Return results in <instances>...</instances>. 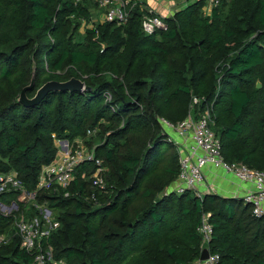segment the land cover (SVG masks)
Instances as JSON below:
<instances>
[{
    "label": "trees",
    "instance_id": "trees-1",
    "mask_svg": "<svg viewBox=\"0 0 264 264\" xmlns=\"http://www.w3.org/2000/svg\"><path fill=\"white\" fill-rule=\"evenodd\" d=\"M94 5L0 0V173L13 169L34 190L41 167L56 156L54 138H86L107 166L103 192L81 178L87 164L77 168L68 196L54 187L37 191L35 203L51 208L58 223L45 241L53 258L186 264L204 249L196 227L210 212L206 249L219 254V264H264V214L242 199L169 190L178 152L159 121L209 108L223 158L264 169V0H220L207 14L203 0H188L152 34L142 31L137 5L124 24L103 21L79 33ZM32 75L29 98L49 80L76 77L89 89L51 91L24 106L18 97ZM88 129L95 134L86 137ZM19 194L0 192V203L18 202L16 211H0V234H12L20 213L42 218ZM32 262L18 236L0 245V264Z\"/></svg>",
    "mask_w": 264,
    "mask_h": 264
},
{
    "label": "built area",
    "instance_id": "built-area-1",
    "mask_svg": "<svg viewBox=\"0 0 264 264\" xmlns=\"http://www.w3.org/2000/svg\"><path fill=\"white\" fill-rule=\"evenodd\" d=\"M80 1L74 0L75 3ZM92 1L101 9L103 21L124 24L129 19L130 11L140 5V8L144 9L141 28L145 34H152L166 27L163 17L141 4L142 0ZM171 1L174 2V5L186 0ZM203 1V10L206 13H209L212 7L218 6L220 3V0ZM104 96L105 100L111 99L109 92H106ZM198 102L199 98H192L193 104ZM159 121L163 130L175 143L178 152L179 171L169 190L181 194L187 190L201 189L206 183L211 182V179L228 175L237 185L242 186L244 202L252 206L253 213L255 215L264 214V169L252 168L243 162H229L223 158L220 141L210 127L211 112L209 108L196 115L189 112L184 119L177 123H171L164 118ZM95 132L96 129H88L86 137L95 134ZM82 139L66 140L64 144L57 147L54 159L41 167L34 190L29 191L23 188L15 170L10 169L0 173V192L11 188L19 190V201L33 204L42 210L41 205L43 204L39 206L35 203L37 191L54 187V189H62L63 196H68L75 172L78 167L84 164L90 165L91 171L83 169L80 173L81 178L90 182L94 190L103 192L106 187L104 174L107 171V166L101 158L96 156V146L90 145ZM90 198H94V193ZM17 209L18 207H16ZM40 213H42V218L26 217L25 213H20L14 222L15 229L12 234H0V245L8 243L16 235L20 239V248L33 256L32 264H66L61 259L53 258L51 246L45 243L51 230L55 229L58 223L43 212L40 211ZM210 215V212L202 213L196 227L203 248H207L213 234V227L209 222ZM219 261L218 253L209 252L206 259L201 260L199 256L186 264H219Z\"/></svg>",
    "mask_w": 264,
    "mask_h": 264
},
{
    "label": "rangeland",
    "instance_id": "rangeland-1",
    "mask_svg": "<svg viewBox=\"0 0 264 264\" xmlns=\"http://www.w3.org/2000/svg\"><path fill=\"white\" fill-rule=\"evenodd\" d=\"M187 2H188V0L177 3L176 5H178V6H175V11L184 7L187 4ZM144 6H146V4ZM97 7L98 6H96V5H94V7H92L93 11L90 14L89 22L86 20H82L81 25L78 28L79 33H84V30L86 27H92V26H94V24L103 22V18L101 16V14L99 13V9ZM146 7H148V6H146ZM202 10H203V7H202ZM203 12L205 14H207L204 10H203ZM161 118L162 117H160L159 120ZM62 140L64 141L66 139H55L54 138V144L57 147L58 146L60 147L62 144H64V142H61ZM82 140H86V138H83ZM93 145H95V144H93ZM220 180H221V178H219V176H218L217 179H211L210 180L211 182L206 183L205 186L202 187L201 189L191 190V192L199 198L204 197L205 192H209L212 194H216L218 196L233 197V198H238V199L244 200V193H241L242 195H239L236 192L233 193L232 191H230L231 189L228 190L229 183H231V185L233 186V183L231 181L226 180V182H225L224 180L223 181H220ZM231 185H229V186H231ZM4 204L6 205V206L4 205V207H2V205L0 204V211H2L4 213L10 214L11 212L16 211V207H18V202H16V201H12L8 204L4 203ZM11 205H15V206H11ZM41 209L42 210H39V211L43 212V214H45V215H47L53 219L54 216L52 214L51 208H49L46 204H43V205H41Z\"/></svg>",
    "mask_w": 264,
    "mask_h": 264
},
{
    "label": "water",
    "instance_id": "water-1",
    "mask_svg": "<svg viewBox=\"0 0 264 264\" xmlns=\"http://www.w3.org/2000/svg\"><path fill=\"white\" fill-rule=\"evenodd\" d=\"M34 86V75L31 76L30 83L22 88L20 95L18 97V101L24 106H33L39 104V102L43 99V97L51 91H79L82 92L84 90L89 89L86 87L84 82L76 77H71L65 81H57V80H49L42 84L35 92L32 97H28L26 95V90L31 89ZM260 87V84H257ZM66 140H62L61 142H65ZM4 207V204H1ZM15 206V205H11ZM10 206V207H11ZM208 250L204 248L200 254V259H206L208 257Z\"/></svg>",
    "mask_w": 264,
    "mask_h": 264
},
{
    "label": "crops",
    "instance_id": "crops-1",
    "mask_svg": "<svg viewBox=\"0 0 264 264\" xmlns=\"http://www.w3.org/2000/svg\"><path fill=\"white\" fill-rule=\"evenodd\" d=\"M146 4V6H148L149 8H151L154 12H156L157 14L161 15L163 18L165 17H169L170 15L173 14V12L175 11V6H178L176 4L173 5L174 2H172L171 0H143ZM100 9V8H99ZM101 10V9H100ZM99 10V13L101 14V11ZM209 179H211L210 177H208ZM225 181L229 180L233 183V186L231 185V183H229L228 185V190L232 191L233 193L236 192L239 195H242L241 193H244V191L242 190V186L241 185H237L231 176H223L221 178L220 181Z\"/></svg>",
    "mask_w": 264,
    "mask_h": 264
}]
</instances>
